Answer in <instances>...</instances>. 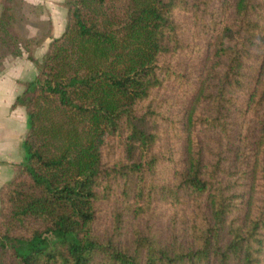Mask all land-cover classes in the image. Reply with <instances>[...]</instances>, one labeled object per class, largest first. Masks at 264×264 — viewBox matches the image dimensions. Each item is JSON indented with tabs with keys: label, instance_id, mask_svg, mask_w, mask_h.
I'll return each mask as SVG.
<instances>
[{
	"label": "trees",
	"instance_id": "trees-1",
	"mask_svg": "<svg viewBox=\"0 0 264 264\" xmlns=\"http://www.w3.org/2000/svg\"><path fill=\"white\" fill-rule=\"evenodd\" d=\"M38 68L0 264H264V0H66Z\"/></svg>",
	"mask_w": 264,
	"mask_h": 264
},
{
	"label": "crops",
	"instance_id": "crops-1",
	"mask_svg": "<svg viewBox=\"0 0 264 264\" xmlns=\"http://www.w3.org/2000/svg\"><path fill=\"white\" fill-rule=\"evenodd\" d=\"M33 6V13L19 15L14 23V29L20 36L36 37L37 41L30 47L33 59L40 61L49 43L59 37L66 24L67 6L66 0H23ZM2 6L0 0V16ZM32 48V49H31ZM38 73V68L27 54L20 57L7 56L0 68V111L7 108L11 120H0V187L19 171L15 167L21 160L18 158L19 147L27 132V125L22 111L20 119L16 120V112L9 111L15 103L16 97L25 90V83L32 81ZM10 97L6 98V95ZM24 108V107H23ZM25 111V109H24ZM1 113V112H0ZM26 114V112H25ZM27 118V116H26Z\"/></svg>",
	"mask_w": 264,
	"mask_h": 264
},
{
	"label": "rangeland",
	"instance_id": "rangeland-1",
	"mask_svg": "<svg viewBox=\"0 0 264 264\" xmlns=\"http://www.w3.org/2000/svg\"><path fill=\"white\" fill-rule=\"evenodd\" d=\"M42 41V38H39V40L36 42V44L37 43H39V42H41ZM32 47V46H31ZM32 49V48H31ZM26 87V86H25ZM8 97H10L9 96V94L8 95H6V98H8ZM0 98H2V94L0 93ZM14 111L13 113H17L16 114V116H14V118L16 119V120H19L21 117H20V112L19 111H22V115H24V118H25V122H26V125H27V118H26V114H25V111H24V108H23V106L22 105H20V104H17V105H15V104H13V105H11L10 106V109H9V111ZM1 113H0V120H2V119H6L7 120V122H9L10 120H11V116L13 115L12 113L11 114H9L8 113V111H7V108H5L4 109V111L2 112V111H0ZM27 127V126H26ZM23 139H24V137H23ZM23 141V140H22ZM24 155H25V153H24V149L22 148V142H21V144H20V147H19V153H17V156H18V158L21 160L20 162H18L17 164H16V166H13V167H15L16 168V170H19L20 168H21V165H22V163L24 162ZM7 182V181H6Z\"/></svg>",
	"mask_w": 264,
	"mask_h": 264
}]
</instances>
